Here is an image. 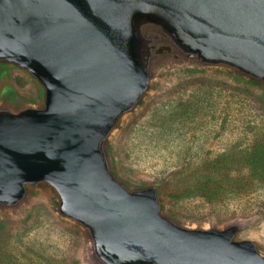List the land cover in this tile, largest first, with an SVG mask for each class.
Wrapping results in <instances>:
<instances>
[{
    "label": "water",
    "instance_id": "1",
    "mask_svg": "<svg viewBox=\"0 0 264 264\" xmlns=\"http://www.w3.org/2000/svg\"><path fill=\"white\" fill-rule=\"evenodd\" d=\"M22 70L42 101H0V209L31 188L89 238L93 264H264L244 224L188 225L158 186L121 179L110 151L164 69L222 70L264 89V0H0V73Z\"/></svg>",
    "mask_w": 264,
    "mask_h": 264
},
{
    "label": "rangeland",
    "instance_id": "2",
    "mask_svg": "<svg viewBox=\"0 0 264 264\" xmlns=\"http://www.w3.org/2000/svg\"><path fill=\"white\" fill-rule=\"evenodd\" d=\"M9 86L42 101L37 82L13 66L0 73V101ZM262 150L264 89L186 66L162 71L110 143L118 176L157 185L167 215L194 226L240 221L236 238L264 253V162L255 158ZM0 264L93 262L86 232L57 214L49 189L35 187L18 210L0 209Z\"/></svg>",
    "mask_w": 264,
    "mask_h": 264
},
{
    "label": "trees",
    "instance_id": "3",
    "mask_svg": "<svg viewBox=\"0 0 264 264\" xmlns=\"http://www.w3.org/2000/svg\"><path fill=\"white\" fill-rule=\"evenodd\" d=\"M263 152H264V150H262V153L260 155L255 157L258 160V162H264ZM257 160H255V162H257ZM262 165H263V163H262ZM209 195H212V194L210 193Z\"/></svg>",
    "mask_w": 264,
    "mask_h": 264
}]
</instances>
